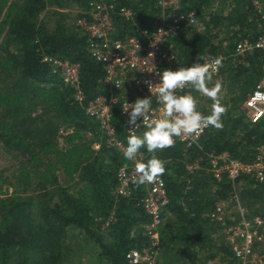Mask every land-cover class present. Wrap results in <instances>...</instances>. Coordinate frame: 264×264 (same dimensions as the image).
Instances as JSON below:
<instances>
[{
    "label": "trees",
    "instance_id": "obj_1",
    "mask_svg": "<svg viewBox=\"0 0 264 264\" xmlns=\"http://www.w3.org/2000/svg\"><path fill=\"white\" fill-rule=\"evenodd\" d=\"M91 1L0 0V148L16 164L10 177L0 172V264H68L74 255L67 243L72 237L92 242L103 264H129L130 250L151 243L146 227L152 219L142 205L145 189L131 184L128 196L115 194L117 172L126 159L123 151L106 144L85 110L111 94L103 84L102 64L88 52L87 33L77 25L87 18ZM102 1L112 12L115 39L152 29L162 14L155 0ZM71 3L79 12L70 23L65 9ZM47 9L52 12L44 19ZM121 9L131 16L120 15ZM191 11L196 25L184 27L168 43L170 68L190 66L198 53L223 57L209 86L221 83L227 111L222 130L210 126L197 146L176 142L155 153L165 162L161 178L167 195L155 233L160 255L173 260L169 264H240L226 235L215 238L221 226L211 213L233 207L236 196L250 217L264 218V184L248 176L217 182L206 168L210 154L225 152L249 162L264 145V119L250 123L241 110L264 77V49L235 51L239 42L264 38V0H181L175 14ZM45 57L79 66L81 103ZM191 93L199 97V111L209 115L212 101ZM111 123L125 149L128 135L119 102L112 106ZM87 132L92 135L88 141ZM138 154L145 163L153 155L146 148ZM72 180L77 182L70 189L61 183Z\"/></svg>",
    "mask_w": 264,
    "mask_h": 264
},
{
    "label": "built area",
    "instance_id": "obj_2",
    "mask_svg": "<svg viewBox=\"0 0 264 264\" xmlns=\"http://www.w3.org/2000/svg\"><path fill=\"white\" fill-rule=\"evenodd\" d=\"M155 1L162 10L158 23L152 29H138L137 34L132 37L124 39L113 37L112 12L102 0L91 1L87 18L83 17L77 22V25L87 33L88 52L96 62L103 66L105 71L103 84L108 86L111 93L109 97H98L88 103L85 107L86 113L97 122L98 130L105 137L106 144L115 146L123 152L124 148L117 141L115 128L111 123L113 104L120 103V113L125 117L124 129L127 135H129L131 126L127 123L129 117L123 112V108L126 103L131 104L138 97L152 99L151 111L148 114L150 119L163 118V107L157 104L144 81L159 83V76L156 73L164 69L171 70L173 56L169 50V41L178 36L184 27H191L197 23L193 11L175 14V11L180 8L181 0ZM119 14L124 17L131 16V13L125 9H121ZM253 48L264 49V38L254 44L247 41L239 42L235 49L236 55H242ZM149 53L153 54L152 57ZM221 58L223 66L224 58ZM43 60L50 65L53 72L58 73L65 85L73 88L75 100L81 103L83 96L78 85L79 66L51 57H45ZM152 66H154V71H152ZM222 66L215 71L213 76L218 74ZM181 92L178 90L177 94ZM257 93L260 95L257 96ZM241 110L250 123H258L264 119V77L258 81L253 91L242 102ZM137 123H140V126L133 131L139 135L146 131V128L142 118L138 119ZM209 129L210 126L205 127L203 132L196 136L175 138L176 142L182 143L187 148L197 146L200 138ZM91 137V133L87 132L85 138ZM98 147L99 144H93L94 149ZM136 162H144L142 155L137 154L135 160H126L119 168L115 194L122 197L129 195ZM206 171L217 182L223 179L234 181L248 176L264 184V145L257 148L254 158L249 162L231 158L225 152L218 155L210 154ZM143 187L146 192L142 200L143 209L152 219L151 224L146 227L151 243L149 247L141 251L130 250L126 256L129 264H155V259L160 253L155 229L160 223V210L167 204L165 182L160 177L156 182L145 184ZM234 207L236 209L235 218H228L227 211L221 207L215 208L211 217L221 226L240 264H264V218L250 217L236 196Z\"/></svg>",
    "mask_w": 264,
    "mask_h": 264
},
{
    "label": "clouds",
    "instance_id": "obj_3",
    "mask_svg": "<svg viewBox=\"0 0 264 264\" xmlns=\"http://www.w3.org/2000/svg\"><path fill=\"white\" fill-rule=\"evenodd\" d=\"M152 55L149 53V56ZM221 66V57L205 58L198 53L197 62L188 67L181 66L175 71L164 69L162 72H157L159 83L153 84L150 80H145L144 83L155 97L157 104L163 107V118L150 119L148 114L151 111V98L138 97L133 103H126L123 112L128 115L127 123L131 128L127 137V147L123 152L124 158L135 160L141 148H146L148 153L153 154L146 163H135L134 175L131 178V183L135 187L154 183L165 174V162L155 153L174 147L175 138L196 136L207 126L222 130L221 118L227 111L221 104L222 85L216 82L209 86L215 71ZM116 86L120 87L119 84ZM185 88L198 92L212 101L209 115L205 116L197 110V100L191 91L183 95L177 94L178 90L183 91ZM259 95L260 93H257V96ZM140 118L146 131L142 135H137L133 129L140 126V123H137ZM105 163L110 161L106 160Z\"/></svg>",
    "mask_w": 264,
    "mask_h": 264
},
{
    "label": "rangeland",
    "instance_id": "obj_4",
    "mask_svg": "<svg viewBox=\"0 0 264 264\" xmlns=\"http://www.w3.org/2000/svg\"><path fill=\"white\" fill-rule=\"evenodd\" d=\"M50 11L52 12V9H47L42 14V17L44 19L48 17ZM65 12L69 16L71 23L74 20L77 13L79 12V8L77 5L71 3L65 9ZM215 83L216 82L214 81L213 84ZM191 94L196 98L198 105L199 97L195 93L194 94L191 93ZM197 110L199 111L198 106H197ZM86 140L88 141V139ZM14 170H16V164L13 158L0 148V172H4L5 176L10 177L14 173ZM76 182H77L76 180H72L69 182L62 181L61 183L66 188L70 189L74 187ZM227 216L228 218L236 217V209L234 206L227 210ZM218 233L219 234H215V238L220 236V234H224L222 229L218 231ZM67 243L69 244V246H71L74 252V255L69 259L68 264H103L96 257V248L92 242H87L79 238L72 237L69 240H67ZM172 261L173 260L171 257L164 258L159 253L155 259V264H169L172 263Z\"/></svg>",
    "mask_w": 264,
    "mask_h": 264
}]
</instances>
